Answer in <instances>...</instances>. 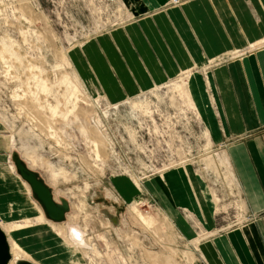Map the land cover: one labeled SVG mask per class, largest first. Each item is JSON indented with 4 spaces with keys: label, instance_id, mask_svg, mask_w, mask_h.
Returning a JSON list of instances; mask_svg holds the SVG:
<instances>
[{
    "label": "rangeland",
    "instance_id": "obj_1",
    "mask_svg": "<svg viewBox=\"0 0 264 264\" xmlns=\"http://www.w3.org/2000/svg\"><path fill=\"white\" fill-rule=\"evenodd\" d=\"M238 2L0 0V223L13 256L36 264H210L205 244L217 248L221 236L261 220L234 166L241 150L229 152L234 140L216 137L223 123L231 131L217 70L227 69L235 87L232 65L243 75L252 65L264 91V0L262 17L249 11L258 28L245 24ZM217 36L225 44L214 46ZM194 76L209 97L205 110L191 92ZM255 136L264 128L244 138ZM14 151L57 201L74 195L65 222L73 217L72 228L90 239L83 252H70L65 222L33 209L41 205L17 173ZM42 225L51 236L41 235Z\"/></svg>",
    "mask_w": 264,
    "mask_h": 264
},
{
    "label": "crops",
    "instance_id": "obj_2",
    "mask_svg": "<svg viewBox=\"0 0 264 264\" xmlns=\"http://www.w3.org/2000/svg\"><path fill=\"white\" fill-rule=\"evenodd\" d=\"M158 1L162 2L163 0ZM232 1L236 2V0ZM239 1L240 2L237 4L239 8L246 7L241 12L245 24L249 27L254 22V26L258 28L255 17L253 18V16H250V10L251 6L255 7L257 14L262 17V14L259 12L262 10L258 9L261 0H249L251 3L248 2V0ZM252 1L257 2H255L257 7L254 6ZM247 3L250 4L248 5ZM234 5H232V7ZM238 7L235 6L234 9ZM250 33L251 31H249V35ZM262 35H264V33H262ZM234 37L236 38V34ZM214 39L215 44L212 41L214 46H218V43L219 45L225 44L221 41L222 38L220 39L219 36ZM235 66H237L236 63L232 65L234 68L233 75L236 80L235 87H233L234 84L231 83L229 74L225 68L217 70L214 77L217 78L219 82L220 91L225 100L231 131L228 129V125H224L223 123L224 136H219L217 134L218 125L216 120L214 123V115L211 111L205 112V114L208 115L206 121L211 131H213L215 135L217 134L218 143L224 144L225 139L227 141L233 139L234 142L230 144L231 146L228 148V151L230 152L233 149L238 151L241 150V155L236 158L237 161L234 160V158L232 161L234 160L237 176L242 185V192L248 198L252 212L259 213L264 212V136L244 137L253 131L264 128V115L258 117L257 114L255 116L256 108L264 111V91L261 89L262 86L258 83L257 77L254 76L257 70L255 67L251 65L248 74L243 75ZM262 71L264 72V70ZM251 76L254 82L251 81ZM190 87L192 95L194 96L195 94L196 100L203 107V110H205L209 103V97L204 82L199 77L194 76ZM256 95L262 96L257 106H255L254 102L251 103V99ZM239 102L243 110H241ZM223 121H227L226 117L223 118ZM179 196L180 195L176 193L174 198ZM183 199L187 200V198L184 197ZM183 199L181 200L182 204L188 207ZM177 200L179 199L177 198ZM203 248V253L210 261V264H264V215L261 220L249 223L243 228L239 227L226 236H221L218 239L217 248L211 246V243L205 244Z\"/></svg>",
    "mask_w": 264,
    "mask_h": 264
},
{
    "label": "water",
    "instance_id": "obj_3",
    "mask_svg": "<svg viewBox=\"0 0 264 264\" xmlns=\"http://www.w3.org/2000/svg\"><path fill=\"white\" fill-rule=\"evenodd\" d=\"M12 160L17 173L25 180L32 190L33 197L41 205L45 216L55 223L67 220L71 211V203L65 197L57 201L53 187L47 182L43 175L31 168L27 161L17 152L12 153ZM13 259L11 245L7 233L0 226V264H10ZM16 264H36L30 260L22 259Z\"/></svg>",
    "mask_w": 264,
    "mask_h": 264
},
{
    "label": "bare ground",
    "instance_id": "obj_4",
    "mask_svg": "<svg viewBox=\"0 0 264 264\" xmlns=\"http://www.w3.org/2000/svg\"><path fill=\"white\" fill-rule=\"evenodd\" d=\"M251 79L254 81V79H253V77L251 76ZM220 154H221V151H220ZM23 157V156H22ZM24 158V157H23ZM29 166H30V164H29ZM31 167V166H30ZM25 181V180H24ZM26 182V181H25ZM28 185V184H27ZM23 186L25 187V190L27 191V187H26V185L25 184H23ZM67 196H66V195ZM63 195L65 196V198L66 199H68L69 201H71V203H72V199H73V194H71V195H69V194H67V193H63ZM33 209L35 210V211H37V214H38V216L41 218V219H45V217H44V213H43V210L41 209V207L39 206V205H37L35 202H34V204H33ZM137 211V210H136ZM69 218V217H68ZM46 220V219H45ZM144 220L146 221V222H151V219L150 218H144ZM46 221H48V220H46ZM69 221H72V222H69ZM69 221H67V222H65V225H67V226H64V227H67V229L66 230H68V233L70 232V234L68 235V236H70L69 238H70V241L71 242H73V243H71L73 246H71L70 247V252L71 253H78V252H83V250H80V249H78L79 247H82V248H84L85 247V249H87L88 248V246H89V244H90V239L89 238H87V235L85 234V232H83V233H81L77 228H72V226H75L74 225V223H73V221H74V218L72 217L71 218V216H70V218H69ZM50 222V221H49ZM48 223V222H47ZM53 223V222H52ZM152 223V222H151ZM50 224V223H49ZM55 224V223H54ZM0 225H1V228L3 227L2 226V224L0 223ZM54 226V225H53ZM57 226H60V225H57ZM3 229V228H2ZM4 230V229H3ZM39 232L41 233V235L43 236V237H45V236H51L50 234L53 232V229H52V227H50V226H48V225H42L41 226V229H39ZM11 249H12V251H13V245L11 246ZM18 254V253H17ZM16 255V254H15ZM12 256H13V254H12ZM22 256V255H21ZM22 259H26V260H30V259H27V258H25L24 256H22V257H20V255L19 256H13V259H12V261H11V263L10 264H16V262L17 261H19V260H22ZM31 261V260H30ZM33 262V261H32Z\"/></svg>",
    "mask_w": 264,
    "mask_h": 264
}]
</instances>
